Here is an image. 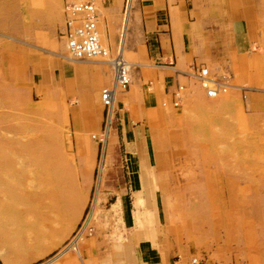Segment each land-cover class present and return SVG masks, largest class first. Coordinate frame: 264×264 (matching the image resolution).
Masks as SVG:
<instances>
[{"label":"rangeland","instance_id":"374dc122","mask_svg":"<svg viewBox=\"0 0 264 264\" xmlns=\"http://www.w3.org/2000/svg\"><path fill=\"white\" fill-rule=\"evenodd\" d=\"M67 1L0 0V171L6 154L17 157L13 170L24 171L6 174L11 183L6 177L3 186L20 191L26 207L20 204L4 212L8 215L0 211V264H11L18 255L41 257L62 244L39 264L68 246L72 249L57 263H134V222L125 221L122 204L119 212L114 210L120 204L111 209L125 189L126 153L118 132L128 116L144 131L142 167H147L142 170L147 180L137 183L145 194L129 199V207L152 208L162 264H187L195 255L209 264H264V43L253 54L231 55L227 64L208 67L230 77L219 96L207 98L197 82L175 104L140 46V0L128 15L126 0H94L101 37L112 54L128 24L122 50L133 65L132 84L117 93L116 116L101 143L92 135L101 132L95 127L100 120L107 123L101 94L114 86V73L105 59L76 60L68 53L62 37ZM255 30L264 37V15ZM64 66L67 78L74 75L85 90V106L80 95L64 89ZM76 66L84 71H74ZM155 93L158 103L146 108L145 96ZM47 141L64 157V164L57 158L61 164L56 160L54 171L30 158Z\"/></svg>","mask_w":264,"mask_h":264},{"label":"crops","instance_id":"0c3cea01","mask_svg":"<svg viewBox=\"0 0 264 264\" xmlns=\"http://www.w3.org/2000/svg\"><path fill=\"white\" fill-rule=\"evenodd\" d=\"M242 1L140 0L139 12L143 28V42L140 43V46L146 49L149 59L154 62L152 67L158 68L155 70V74L158 81L163 79L164 95L170 97L177 84H183V78H186L185 74L190 70L191 64H203L206 67L215 68L218 65L227 64L231 60V55L239 57L247 53L253 54L256 45L260 46V43H264V37L255 30L261 15H264L263 9L260 7L263 4L262 0L251 2L244 0L245 3L242 4V7H233ZM83 68L85 67L76 66L74 71H84ZM66 72L67 68L64 66V75L61 78L65 85L64 89L80 95L79 101L81 100L85 106L88 102L85 90L79 88L76 81H73L74 75L68 79ZM186 82L188 85H196L188 80ZM104 83L107 81L103 80ZM99 87L100 83L95 85L94 92ZM157 103L156 93L146 95L144 98L146 108ZM142 115L147 116V111H144ZM120 125L118 133L122 136V145H124L126 153L122 163L126 178L125 189L120 195L121 200L118 199L113 203L111 209L114 210L115 206L120 204L114 210L119 212L122 204L125 221L128 224L134 222V239L138 240V243L134 247L133 264H162V254L157 246L159 244H155L156 241L158 243V238L156 239V230L154 231L152 227V208L148 210L137 206H134L135 209L129 207V199L145 194H141L143 190H140L137 185L138 182L147 180L146 176L142 174L143 168L146 167L145 165L142 167L144 164L142 161L144 131L141 125L135 123L130 116L124 117ZM95 127L103 130L107 125H103L102 119ZM110 136L113 137V134ZM98 202L97 199V204ZM94 213L95 208L92 210L91 217L94 216ZM62 246L63 244L55 246L48 253L37 258L18 255L11 260V264H39L46 257L55 254ZM70 249L72 248H66L63 254L61 253L46 264H59L57 263L58 259L68 253Z\"/></svg>","mask_w":264,"mask_h":264},{"label":"built area","instance_id":"2783aa9c","mask_svg":"<svg viewBox=\"0 0 264 264\" xmlns=\"http://www.w3.org/2000/svg\"><path fill=\"white\" fill-rule=\"evenodd\" d=\"M133 1L126 0L125 14L131 12ZM64 16L62 37L70 56L76 60L105 59L112 67L115 86L104 88L101 94L106 109V125H110L116 116V108H114L116 89L126 91L130 88L133 65L125 58L124 49L122 50L120 47L112 54L110 46L103 42L100 30L101 13L94 1L69 0L64 5ZM185 77L194 84L198 82L210 98L217 97L228 85L230 78L227 74L216 75L211 73L209 68L203 64H191ZM151 87L149 86L150 89ZM187 89L188 84L178 83L171 93L172 102L180 103L184 99ZM112 113L113 119L111 121ZM108 132L106 127L101 132L93 134L92 138L104 143L108 138ZM187 264L209 263L204 257L195 255L190 258Z\"/></svg>","mask_w":264,"mask_h":264},{"label":"bare ground","instance_id":"6f19581e","mask_svg":"<svg viewBox=\"0 0 264 264\" xmlns=\"http://www.w3.org/2000/svg\"><path fill=\"white\" fill-rule=\"evenodd\" d=\"M91 1H94V0H91ZM95 2V1H94ZM96 3V2H95ZM97 4V3H96ZM129 13V12H128ZM128 13H127V15H128ZM125 20H127V19H125ZM127 22V21H126ZM126 24L127 23H125V27H124V32H123V38H122V41H121V49L123 48V44H124V41H125V31H126ZM114 86H115V84H114ZM120 90H122V89H116V92H115V104H114V108H115V105H116V97H117V93L120 91ZM218 96H219V94H218ZM112 119H113V113L111 114V116H110V120L112 121ZM110 129H111V127H109V132H110ZM109 132H108V135H109ZM46 138V137H45ZM51 140V139H50ZM34 144V143H33ZM38 145V144H37ZM52 146H53V144H52V142H49V141H47V142H43V143H41V144H39L38 146H36L37 147V150H35V153H31V155L32 156H30V158H31V160L33 159V160H35V162L36 161H40V163H42L43 165H42V167H43V169H45V170H52V171H54L51 167H52V165H56L59 161H61V163H63V161H64V157H63V155H61V156H59L58 157V155L60 154H58V155H56L57 153H55L54 151H53V148H52ZM58 147V146H57ZM18 148V147H17ZM33 148V151H34V149H35V145H34V147H32ZM39 148V149H38ZM59 148V147H58ZM61 149V148H60ZM5 150H7V147H6V149ZM13 150V149H12ZM20 150V149H19ZM37 151V152H36ZM9 152H11V151H9ZM31 152H32V150H31ZM57 152V151H56ZM60 152V151H59ZM11 153H14V152H11ZM3 155V154H2ZM1 155V156H2ZM16 155V154H15ZM26 155V154H25ZM27 156H29V155H27ZM4 157V156H3ZM9 159L8 161H5L6 159ZM15 158H17L16 156H13V155H8L7 156V154L5 155V159H4V163H5V167H4V169L3 170H1L0 171V211L1 212H6V213H9V212H11V211H13L14 212V209L15 208H21V206L22 207H24L22 204L23 203H21V198L19 197V192L20 191H17L16 189H15V187H7V186H3V184L5 185L6 183L4 182V179L6 180V177H8V180H9V176H6V174L8 175V173H10V174H14V175H16L17 173H18V175L20 174L19 172H22V171H24L23 170V168H22V170L21 171H19V169L17 170H13V168L16 166V162H17V159H15ZM57 158H58V160H57ZM30 160V159H29ZM58 162H57V161ZM19 161V160H18ZM55 161L57 162V163H55ZM3 162V161H2ZM34 163V162H33ZM54 163V164H53ZM60 163V162H59ZM60 163V164H61ZM36 164V163H35ZM37 164H39V163H37ZM64 164V163H63ZM15 165V166H14ZM59 165V164H58ZM57 165V166H58ZM36 166H38L39 167V165H36ZM40 166H41V164H40ZM59 166H61V165H59ZM2 167V166H1ZM0 167V168H1ZM23 167V166H22ZM55 167V166H54ZM20 168V167H19ZM27 168V167H26ZM24 169H25V166H24ZM28 169H29V167H28ZM36 169V168H35ZM68 170V169H67ZM12 171H14L13 173H12ZM17 171V172H16ZM25 171H26V169H25ZM30 171V170H29ZM61 171V170H60ZM27 172V171H26ZM25 172V173H26ZM30 173V172H29ZM57 173H59L58 172V170H57ZM21 174H24V172L23 173H21ZM31 174H33L32 172H31ZM72 174V173H71ZM167 174V173H166ZM5 175V177H3ZM13 175V176H14ZM17 175V176H18ZM30 175V174H29ZM73 175V174H72ZM26 176V175H25ZM47 176H49V174H47ZM11 177V176H10ZM26 178V177H25ZM38 179V178H37ZM36 179V180H37ZM67 179V178H66ZM165 179V178H164ZM7 180V181H8ZM13 180V179H12ZM31 180H32V177H31ZM157 181V180H156ZM167 181V180H166ZM165 181V182H166ZM9 182H10V180H9ZM11 183V182H10ZM12 185H14V182L12 181ZM28 183V182H27ZM169 183V182H168ZM16 184V183H15ZM32 184H33V182H32ZM17 185V184H16ZM165 185V184H164ZM194 185H195V183H194ZM18 186V185H17ZM19 186H21V185H19ZM18 186V187H19ZM67 186V185H66ZM156 186V185H155ZM31 187V186H30ZM21 188H24L25 189V187L23 186V187H21ZM35 188V187H34ZM178 188V187H177ZM176 188V189H177ZM19 189V188H18ZM174 189V188H173ZM49 190H51V189H49ZM48 190V191H49ZM156 190V189H155ZM171 190V189H170ZM80 191V190H79ZM175 191V190H174ZM168 192V191H167ZM154 194V193H153ZM32 197V196H31ZM34 198V197H33ZM76 198V197H75ZM38 199V198H37ZM33 200V199H32ZM35 200V199H34ZM49 201V200H48ZM57 201V200H56ZM78 201V200H77ZM39 203V202H38ZM77 203V202H76ZM79 203H81V202H79ZM20 204H21V206H20ZM25 204V203H24ZM37 204V203H36ZM78 204V203H77ZM76 205V204H75ZM79 205V204H78ZM33 206V205H32ZM30 207V206H29ZM34 207H35V205H34ZM38 207V206H37ZM25 209H26V207H24ZM23 208V209H24ZM36 208V207H35ZM26 211V210H25ZM30 212V211H29ZM6 213H4V215L6 214ZM13 214V213H12ZM12 214H11V216H12ZM28 214V213H27ZM26 214V215H27ZM1 215H2V213H1ZM0 215V216H1ZM6 215H8V214H6ZM31 215H34L33 214V211H32V214ZM13 216H15V215H13ZM6 217V216H5ZM4 217V218H5ZM10 217V215L8 216V218L7 219H11V218H13V217H11V218H9ZM15 217H17V216H15ZM31 217V216H30ZM3 218V219H4ZM143 218V217H142ZM0 219H2V216L0 217ZM6 219V218H5ZM14 219V218H13ZM29 219V218H28ZM51 221V220H50ZM31 222V221H30ZM41 226H42V224H41ZM68 248H70L69 246H68Z\"/></svg>","mask_w":264,"mask_h":264}]
</instances>
